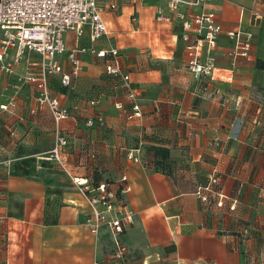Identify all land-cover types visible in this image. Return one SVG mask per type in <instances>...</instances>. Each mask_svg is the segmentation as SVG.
I'll use <instances>...</instances> for the list:
<instances>
[{"label":"crops","instance_id":"0c3cea01","mask_svg":"<svg viewBox=\"0 0 264 264\" xmlns=\"http://www.w3.org/2000/svg\"><path fill=\"white\" fill-rule=\"evenodd\" d=\"M120 7L104 12L109 33L94 43L88 31L78 41L66 32L60 63L72 72L68 51L76 46L116 47L141 117H128L133 100L122 77L107 74L111 56L79 53L72 85L61 83L60 73L49 77L50 96L71 112L58 124L36 85L18 80L42 73L38 52L28 51L0 77V161L11 160L0 171V264H264V0L204 4L222 31L214 78L200 81L167 0ZM159 9L172 20L158 21ZM202 9L183 4L179 11ZM237 30L254 35L249 57L231 55L228 31ZM57 129L69 141L66 171L48 157ZM136 147L164 170L129 158ZM215 170L222 191L238 196L233 211L195 195ZM123 174L135 219L120 235L125 250L117 257L110 229L95 235L84 224L90 207L72 177L117 187Z\"/></svg>","mask_w":264,"mask_h":264},{"label":"built area","instance_id":"2783aa9c","mask_svg":"<svg viewBox=\"0 0 264 264\" xmlns=\"http://www.w3.org/2000/svg\"><path fill=\"white\" fill-rule=\"evenodd\" d=\"M139 0H0V77L11 74L15 66L26 56L28 51L38 52L41 55L40 67L42 73L35 75L31 72L18 78L20 83L29 82L36 85L39 90V101L48 103L55 122L71 115L69 110L59 106L58 99L50 96L49 77L52 74H61V83L72 85V77L79 73L81 52H91L99 57L111 56L106 63L108 75H120L124 81L123 87L126 95L133 100L132 112L128 117H141L143 112L138 102L134 87L129 81V74L124 73L119 61V52L116 47L95 48L94 45L76 46L68 51L72 63V72H65L60 63V57L67 51L65 34L73 32L76 40L88 31L90 41L96 42L102 36L109 33L103 14L106 11H119L124 2H137ZM170 8L175 11L177 18L182 21L183 40L187 54V64L195 79L203 77L214 78L217 67L215 48L222 25L215 19L214 12L206 11L204 4L215 0H167ZM191 7L201 6L202 11L197 14L186 16L179 11L181 5ZM158 21H170L172 17L165 15L159 9ZM235 39V45L231 51L234 59L249 57L253 41V33L249 31H228ZM27 60V59H26ZM5 108L4 105H2ZM91 124V121H89ZM54 146L48 151V157L56 161L58 165L66 169L65 152L69 145L67 136L57 129ZM128 157L132 160L146 164L141 155V148L128 150ZM10 159L0 161L1 167L7 169ZM1 174V173H0ZM74 184L88 200L90 211L86 215L84 224L98 235L101 227L106 225L110 229L113 241L116 245L115 256L123 255L125 246L121 243L120 235L125 232L134 222L135 213L125 199L132 186L128 183L127 175L123 174L116 182L117 187L101 180L93 185L87 178L72 177ZM239 193V191H238ZM195 195L204 204L214 205L216 208H224L233 211L238 204V196L230 198L221 188L218 170L209 175L207 183L199 185ZM227 201H230L227 204ZM1 244V236H0ZM94 264H99L98 261Z\"/></svg>","mask_w":264,"mask_h":264},{"label":"trees","instance_id":"16d2710c","mask_svg":"<svg viewBox=\"0 0 264 264\" xmlns=\"http://www.w3.org/2000/svg\"><path fill=\"white\" fill-rule=\"evenodd\" d=\"M160 159H158V160H153V162H152V160H151V162L153 163V165H154V167L158 170V169H160V170H164L162 167H160ZM145 162H146V164L148 165V164H150L151 162H150V160H145ZM88 178V177H87ZM89 179V178H88ZM91 182H92V184L93 185H97L99 182H100V180L99 181H97V180H92V179H89ZM108 183L110 182V181H107Z\"/></svg>","mask_w":264,"mask_h":264}]
</instances>
